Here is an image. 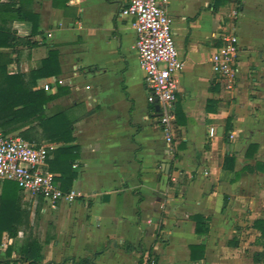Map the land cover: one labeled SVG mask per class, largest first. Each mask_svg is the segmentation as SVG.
I'll use <instances>...</instances> for the list:
<instances>
[{"label": "crops", "instance_id": "crops-1", "mask_svg": "<svg viewBox=\"0 0 264 264\" xmlns=\"http://www.w3.org/2000/svg\"><path fill=\"white\" fill-rule=\"evenodd\" d=\"M126 3L31 0L36 45L0 49L12 58L9 72H28L56 49L59 73L45 81V91L67 93L45 109L49 115L63 109L74 121L78 189L73 181L71 190L78 197L60 201L55 210L40 209V216L52 214L53 228L41 264H76L82 258L95 264L145 258L155 264H253L261 247L251 225L264 217V170H240L264 163V0H221L215 9V0H168L184 61L176 73L170 143L158 125L156 103L147 99L132 19L120 15ZM31 27L19 20L11 25L19 36L29 35ZM229 36L237 38L238 70L226 89L209 58ZM251 143L257 147L246 157ZM226 154L235 155L239 176L233 182L222 171ZM194 214L207 218V232H195ZM233 239L236 246L229 244ZM198 243L205 255L192 262L189 246Z\"/></svg>", "mask_w": 264, "mask_h": 264}, {"label": "trees", "instance_id": "trees-1", "mask_svg": "<svg viewBox=\"0 0 264 264\" xmlns=\"http://www.w3.org/2000/svg\"><path fill=\"white\" fill-rule=\"evenodd\" d=\"M220 1L215 0L214 9ZM30 3L31 0H0V49L36 45V41L31 37L37 33V15L31 10ZM16 20L30 22L31 33L27 36L17 35L11 28L13 21ZM11 62L9 53L0 52L1 129L4 134L18 131V136L36 146L47 144V169L55 174L58 187L68 192L72 189L73 181L77 177V171L72 168L78 158V148L71 144L74 141L72 135L74 121L69 119L63 109L50 115L45 109L48 101L67 93V90H58L49 95L42 87L35 88L39 80L43 79L44 83L48 78L58 75V51L54 48L49 49L40 65L28 72L19 70L9 72L8 65ZM209 103L211 101L207 102V110ZM256 147L255 143L249 144L245 156H252ZM234 166L235 155H224L222 171L230 176V182L239 176ZM255 170L263 171L264 163L255 161L252 165H244L240 171ZM28 199V195L15 182L0 180V264H41L43 243L39 241L30 223ZM39 213L40 200L35 209L37 216ZM191 219L195 222L197 234L207 232L206 217L194 214ZM251 226L258 232L255 242L261 247L260 251L252 255L253 264H263L264 217L255 219ZM4 237L8 239V242L3 248ZM49 239L48 236L44 243H47ZM229 244L236 246L237 240L233 239ZM123 247L126 250L132 249V246L128 244H124ZM189 251L190 260L199 261L204 258L205 246L202 243L192 244L189 246ZM75 263L95 264L94 259L89 258H82Z\"/></svg>", "mask_w": 264, "mask_h": 264}, {"label": "built area", "instance_id": "built-area-1", "mask_svg": "<svg viewBox=\"0 0 264 264\" xmlns=\"http://www.w3.org/2000/svg\"><path fill=\"white\" fill-rule=\"evenodd\" d=\"M168 0H127L120 15L132 19L135 33L134 47L138 63L144 72L149 90L148 101L158 104L157 122L168 143L172 141L171 121L178 91L176 73L184 61L174 40L172 21L167 12ZM50 36V34H48ZM238 44L235 36L224 39L209 58L213 73L226 89H231L237 77ZM61 84L62 80H56ZM50 85L45 83L44 89ZM214 128H209L213 136ZM48 146H36L20 136L4 134L0 126V180L15 182L34 205L55 210L62 200L73 201L78 194L62 191L55 182V174L47 169ZM134 264H154L147 258Z\"/></svg>", "mask_w": 264, "mask_h": 264}, {"label": "rangeland", "instance_id": "rangeland-1", "mask_svg": "<svg viewBox=\"0 0 264 264\" xmlns=\"http://www.w3.org/2000/svg\"><path fill=\"white\" fill-rule=\"evenodd\" d=\"M225 14H227V13L224 12L223 16H226ZM134 84H135L134 85L135 89L139 88L138 87L139 83L137 80L134 82ZM73 188L75 189V191L78 189L77 182H75V181H74ZM28 202H29L28 208L30 210V217H29L30 223L32 224V226L34 228V232L36 233L39 241L41 243H44V241L47 239V237L53 232L52 226H50L48 224V221L52 220V214L40 216V213H39L37 216L35 214L36 205H34L33 202H31L30 200H28ZM6 242H8V239L6 237H4L3 238V248L5 247Z\"/></svg>", "mask_w": 264, "mask_h": 264}, {"label": "water", "instance_id": "water-1", "mask_svg": "<svg viewBox=\"0 0 264 264\" xmlns=\"http://www.w3.org/2000/svg\"><path fill=\"white\" fill-rule=\"evenodd\" d=\"M155 109L158 110V104H156ZM103 198L107 200L109 198V195L108 194H104Z\"/></svg>", "mask_w": 264, "mask_h": 264}]
</instances>
